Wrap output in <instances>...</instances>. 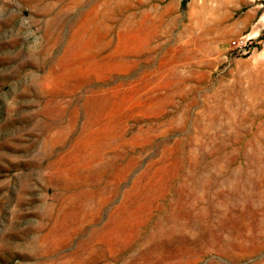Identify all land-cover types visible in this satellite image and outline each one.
I'll return each mask as SVG.
<instances>
[{
	"label": "rangeland",
	"instance_id": "1",
	"mask_svg": "<svg viewBox=\"0 0 264 264\" xmlns=\"http://www.w3.org/2000/svg\"><path fill=\"white\" fill-rule=\"evenodd\" d=\"M0 264H264V0H0Z\"/></svg>",
	"mask_w": 264,
	"mask_h": 264
},
{
	"label": "trees",
	"instance_id": "2",
	"mask_svg": "<svg viewBox=\"0 0 264 264\" xmlns=\"http://www.w3.org/2000/svg\"><path fill=\"white\" fill-rule=\"evenodd\" d=\"M187 3V1L185 2V4Z\"/></svg>",
	"mask_w": 264,
	"mask_h": 264
},
{
	"label": "built area",
	"instance_id": "3",
	"mask_svg": "<svg viewBox=\"0 0 264 264\" xmlns=\"http://www.w3.org/2000/svg\"><path fill=\"white\" fill-rule=\"evenodd\" d=\"M242 44H244V43H242Z\"/></svg>",
	"mask_w": 264,
	"mask_h": 264
}]
</instances>
